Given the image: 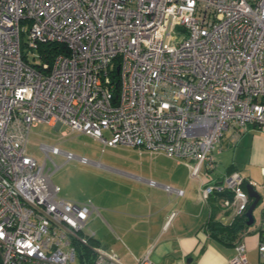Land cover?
Instances as JSON below:
<instances>
[{
	"label": "built area",
	"instance_id": "built-area-1",
	"mask_svg": "<svg viewBox=\"0 0 264 264\" xmlns=\"http://www.w3.org/2000/svg\"><path fill=\"white\" fill-rule=\"evenodd\" d=\"M44 43L65 51L44 60ZM38 123L211 173L225 130H264V0H0V264H123L88 226L98 207L60 196L45 159L27 152ZM246 183L232 170L201 195L227 191L233 219L251 201ZM135 264L157 263L147 251ZM228 264H248L240 239Z\"/></svg>",
	"mask_w": 264,
	"mask_h": 264
},
{
	"label": "crops",
	"instance_id": "crops-1",
	"mask_svg": "<svg viewBox=\"0 0 264 264\" xmlns=\"http://www.w3.org/2000/svg\"><path fill=\"white\" fill-rule=\"evenodd\" d=\"M62 126L51 127L60 129ZM68 132L71 131L62 130L63 135ZM97 141L102 144L101 151L111 146ZM135 150L132 148L130 152ZM129 158L122 161L127 167L94 160L88 162L91 169L75 166L77 175L84 176L82 192L62 191V187L56 184L60 196L91 201L98 207L100 216L91 214L89 222L93 226L89 228L103 247L119 255L123 264H135V258L147 251L157 264H228L239 239L246 247L248 264H264V252L258 249L259 241L264 239L261 228L264 223V189L254 187L261 193V200L253 210L254 221L246 224L247 227L232 242L212 236L207 228L210 220L230 221V210L220 205L221 198L229 193H214L206 199L201 195L205 183L220 181L232 170L239 171L247 183L264 182L261 172L264 167V130L248 127L236 138H233L232 129L225 130L216 153V164L219 162L223 169L211 173L202 169L200 178L192 177L184 162L166 154L142 152ZM67 161L70 160L64 162ZM257 177L262 179L257 180ZM78 180L74 179L77 183ZM165 185L181 189L183 193L168 192Z\"/></svg>",
	"mask_w": 264,
	"mask_h": 264
},
{
	"label": "rangeland",
	"instance_id": "rangeland-1",
	"mask_svg": "<svg viewBox=\"0 0 264 264\" xmlns=\"http://www.w3.org/2000/svg\"><path fill=\"white\" fill-rule=\"evenodd\" d=\"M25 38L26 36H24V39ZM29 57L31 58V54L29 55ZM62 130H66V132L70 131V129L65 125H63L60 129H55L51 126L46 125L45 123H39L37 126L31 128L26 144V149L28 153L31 154L38 161V163H42L45 159V169L53 171L50 176L51 181L54 184L60 185V187H62V191H65L66 189H73L74 192H82L84 190V176L77 175V170L74 167H86L88 169H91V164H89L90 162L83 164L76 159L64 162L65 157L63 156V154L51 153L50 158H48L45 156V153L41 150L40 144H56L61 150L71 151L76 155L85 156L89 160L102 161L103 163H110L115 166L121 167L128 166L122 161L130 160L129 157L134 155V153L140 154L142 152H147L149 155L165 154L163 152H151L145 149L139 150L136 147L127 145L136 149L133 153L130 152L132 148H123L121 144H117L115 146H106L101 151L102 144L99 143L97 140L93 139L92 137L84 133H78L74 131L68 132L66 135H63ZM112 159L118 160V162H114ZM54 163L58 164L59 166L55 168ZM86 165H88L89 167ZM218 169H223V165H219V162L218 164H215L214 171H218ZM71 174L72 177H70ZM256 174L258 175L257 172ZM76 178L80 179V181L78 180V183L74 181V179ZM261 179L262 177H257V180ZM74 200L75 199H73V201ZM75 201L84 200L79 199ZM88 226L92 227L93 225L88 222ZM73 264L90 263L87 261L85 263L82 262L80 256H77Z\"/></svg>",
	"mask_w": 264,
	"mask_h": 264
},
{
	"label": "trees",
	"instance_id": "trees-1",
	"mask_svg": "<svg viewBox=\"0 0 264 264\" xmlns=\"http://www.w3.org/2000/svg\"><path fill=\"white\" fill-rule=\"evenodd\" d=\"M38 50L40 51L41 57L44 60L51 61V58L55 53L65 51V46L58 43H44L39 45ZM246 182L247 181L245 180V183ZM219 196L221 197V195ZM246 227L245 213L240 216H235L233 219H230L228 223L215 220H210L207 223L209 233L212 236L218 237L222 241L226 242H232L233 240H236L240 231Z\"/></svg>",
	"mask_w": 264,
	"mask_h": 264
},
{
	"label": "water",
	"instance_id": "water-1",
	"mask_svg": "<svg viewBox=\"0 0 264 264\" xmlns=\"http://www.w3.org/2000/svg\"><path fill=\"white\" fill-rule=\"evenodd\" d=\"M245 188L249 197L252 198L245 211V216L247 217L246 224L250 225L254 221L253 210L255 209L258 202L261 200V193L256 190L250 183H246ZM226 192L227 191H223L219 194H225Z\"/></svg>",
	"mask_w": 264,
	"mask_h": 264
}]
</instances>
